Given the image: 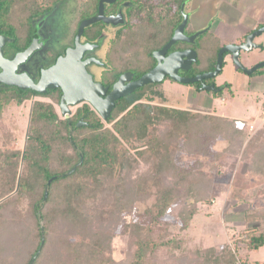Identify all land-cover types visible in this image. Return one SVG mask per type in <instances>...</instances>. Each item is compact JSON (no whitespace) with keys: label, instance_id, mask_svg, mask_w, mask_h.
I'll return each instance as SVG.
<instances>
[{"label":"trees","instance_id":"1","mask_svg":"<svg viewBox=\"0 0 264 264\" xmlns=\"http://www.w3.org/2000/svg\"><path fill=\"white\" fill-rule=\"evenodd\" d=\"M61 1L0 0V35L11 40L7 43L10 55L29 46L36 20ZM99 1L81 0L80 18L94 16ZM122 1L108 5L105 13H114ZM127 1L131 28L139 33L145 18L156 28L154 3ZM174 22L177 26L181 15ZM95 27L104 25L93 24L88 29ZM205 33L196 41L197 62L191 77L213 71L223 46L213 34ZM119 74L117 70L112 82ZM211 83L213 79L190 85L202 90V85ZM161 85L140 87L117 100L106 121L88 104L62 119L52 105L34 102L20 148L12 146L17 127L7 129V138L0 140V264H170L171 251L182 248L168 237L174 219L165 217L171 207L179 205L175 216L181 228H186L197 204L211 198V180L203 175L197 156L179 164L173 154L197 155L202 138L228 134L237 141L245 133L232 129L233 121L226 118L163 106ZM214 89L211 94L220 96L223 87ZM37 95L0 84V121L10 103L20 106ZM80 118L84 125L78 126ZM139 161L147 168L133 178ZM252 161V171L264 174L263 149L252 154ZM188 198L192 201L185 204ZM24 200L29 202V212L21 220L13 212ZM129 210L133 217L125 222ZM244 218L252 224L264 219V211L258 214L249 208ZM116 236L128 239L124 263L115 262L109 254ZM238 236L248 251L264 248L262 226L245 229ZM182 252L185 259L193 256L188 264H251L227 244L218 252L212 248Z\"/></svg>","mask_w":264,"mask_h":264},{"label":"rangeland","instance_id":"2","mask_svg":"<svg viewBox=\"0 0 264 264\" xmlns=\"http://www.w3.org/2000/svg\"><path fill=\"white\" fill-rule=\"evenodd\" d=\"M67 1L69 2V0H63L59 3L47 19L39 23L38 33L45 46L41 51L35 52L24 67L33 70L41 64L50 62L52 55L60 53L70 44L72 22L82 2L70 0L72 4L68 5ZM209 1L200 0L205 7H208ZM231 1L239 2L240 0ZM254 3L255 7L264 8L260 5L262 0H256ZM258 39L253 44L256 47L264 46V34ZM133 40L137 41L136 37ZM230 57V54H226L223 58L224 65L220 74L213 80L216 86L223 87L220 96H215L210 91L197 90L190 84L164 81L161 86L164 89L167 106L172 105L174 108L192 112H211L216 116L231 119V122L233 121L231 128L242 129L245 133L237 141L229 139L228 134L202 138V150L197 155L183 153L184 151L173 154L174 160H172L179 164L197 156L201 162L203 175L211 180V198L208 203L197 204V212L186 228H181L179 218L175 216L179 205L171 207V214L165 217L170 221L172 217L174 219L173 226L169 228L168 237L175 241L174 243H181L179 246L182 248L181 251H171L172 260L168 261L170 264H181L182 261L183 264H188L187 261L193 256L189 254L186 259L183 258L182 250L184 249L190 253H193L195 249L209 248L218 252L226 244L235 250L237 257L248 260L250 253L243 244V237L240 238L241 236L238 235L239 233L242 235L245 229L264 227V219L254 220L255 222L251 224L244 218L245 211L249 208L257 210L258 214L264 211V174L253 172L251 169L252 154L264 150V112L259 111L260 106L264 104V68L252 75H247L234 64ZM238 59L245 69H249L264 62V47L263 49L254 48L248 52L241 51ZM32 100L23 102L20 106L10 103L2 116V122L0 121V128L3 127L0 129L2 134L0 140L7 138L6 132L10 131L7 129L17 127V136L13 139L12 145L14 148L22 147L26 139L29 117L27 115H29ZM83 105L79 104L71 108L72 114ZM258 131H262L263 135L257 137ZM129 154L132 155L133 152L130 151ZM146 166L144 162L139 161L132 177L143 173ZM236 181L240 182L239 185L234 184ZM191 201L188 198L185 204H190ZM136 206L139 209V206ZM28 212L29 202L24 200L13 214L14 217L22 220ZM133 213L132 210L127 211L124 221H131ZM127 242L128 239L124 236H116L112 239L109 254L115 262L124 263ZM251 256L254 262H258L251 264H264L259 263L264 262V248L251 252Z\"/></svg>","mask_w":264,"mask_h":264},{"label":"flooded vegetation","instance_id":"3","mask_svg":"<svg viewBox=\"0 0 264 264\" xmlns=\"http://www.w3.org/2000/svg\"><path fill=\"white\" fill-rule=\"evenodd\" d=\"M142 1H144V3L146 2L154 3L151 7L152 9L156 10L157 13L156 28H153V25L148 18H145L141 22V30L139 31V33L136 32L135 30L136 28L135 29L131 28L128 25L130 24V22L125 12L127 7H130V4L127 0H123L114 13H107V14L105 13V10L108 9L107 6L111 5L112 3L110 4L105 3L102 7L104 9L103 11L104 17L118 18L117 20H115L116 24L112 25V24H105L103 22H97L95 24L102 23L104 27L103 28L95 27L92 29H88V27H86L84 28L79 38V44L87 47L83 52L82 61L91 60V63L86 65L85 69L87 73L92 76L94 83L100 84L102 88H107L106 95L110 93V91L112 90L111 87L119 80L121 76L125 77V81H126L125 84H127L128 82H134L137 79H139L141 76L149 72L151 69H153L158 63L157 59L161 60V62L163 63L165 61L164 59H169V57H171L176 53L178 54L180 52L189 51V50H193L196 53L195 46L197 39L200 36L205 35L206 34L205 32H208L210 29L209 25H205L204 27L202 26L198 29H194L195 17L196 15H199L202 12L201 10L203 5L199 4L200 0H182L181 6H179V2L181 0H142ZM69 3L70 5L72 4L70 0L68 2V5ZM80 7L81 5L79 6V8ZM98 7H99V3H98ZM79 8H77L78 11ZM78 11L76 17H74L75 20H73L72 22L73 31L72 34L70 35V39H71L70 44L66 46L62 51H60V53L56 55H52L50 62L41 64L40 66H37L35 67V69L31 70L30 68L24 66L27 64V62H29L30 58L35 52L41 51L44 48L45 46L44 41H42L38 33V26L41 21H45L47 19V17L50 15L51 12L45 15L44 17H41L39 20H36V22L34 23L33 36H31L32 40L29 44L30 46L34 42L36 47L35 51L25 62H23L17 67L16 74L18 75L25 74L34 83H37L42 71L52 67L55 64V62H57L58 58L65 56L67 50L73 49L75 47V39H76L75 35L77 34V30L80 23L84 20L91 18V17L87 19L80 18V16L78 15ZM70 12L71 13L73 12L72 9H70ZM119 12L121 14V18L118 17ZM97 14H98V9H97V13L92 17L97 16ZM179 15H181V22L177 24V26H174L175 24L174 21H177L179 19ZM184 17H186V25L182 32L184 38L189 39L197 32H201V34L198 35L192 42L177 40L173 45L170 46V48L164 53V55H160L161 50L171 40L176 29L182 23ZM259 29H264V26L257 27V29H254L251 32H249L247 35H245V38L241 43L231 44V45L234 46L242 45L243 43H245L249 35H251L253 32H256ZM135 37L137 41H134L132 39ZM252 42L254 43V41ZM17 53L10 55L8 53L7 44L3 48V55L4 58L7 60H12ZM155 55L157 58L155 57ZM225 56L223 55V58ZM169 60H170L169 61L170 65L171 64L174 65L177 62V61L174 62V59L173 60L169 59ZM196 62H197V53H196L195 61L189 63L188 69L178 70L177 75L181 78H193L189 76V74L191 73L193 65ZM150 63L153 64L151 68H149ZM117 70L120 71V74L117 80L112 82V80L114 79L115 72ZM142 71L145 72L141 73ZM166 80L174 82L173 80L170 79L169 75H166L160 83H163ZM160 83H154V84H160ZM209 85H213L214 88L218 87L214 84V82ZM43 95L44 96L38 94L37 96H32L30 100H32L33 98H35V100L34 99L32 100L31 106L33 105L34 102L37 101L44 104L52 105L53 108L55 109V112L57 113V116H59V118L62 119H68L74 114V113L72 114L71 112L70 115H66L65 113L62 112L63 108L61 107L60 104L62 93L60 89L57 88V89L47 90L46 94ZM41 98L44 100H40ZM53 98H56V101ZM82 104H86V103H82ZM31 106L29 110V115L31 112ZM68 108L71 111L72 107L69 106ZM81 120L82 119L80 118L78 123L84 125V123H81Z\"/></svg>","mask_w":264,"mask_h":264},{"label":"water","instance_id":"4","mask_svg":"<svg viewBox=\"0 0 264 264\" xmlns=\"http://www.w3.org/2000/svg\"><path fill=\"white\" fill-rule=\"evenodd\" d=\"M116 0H100L98 8V14L95 17H91L87 20H84L80 23L76 39L75 47L73 49L67 50L64 57L58 58L55 64L44 70L40 74V78L37 83H34L27 75L25 74H16L17 67L25 62L31 54L35 51L34 42L23 52L17 53L12 60H7L3 55V48L11 40L0 35V84H4L11 87H16L19 90H30L36 94H46L47 90L60 89L62 93L61 98V107L63 108L62 112L66 115H70V107L77 106L82 103L88 104L103 121H106L115 107L117 100L133 93L140 87L160 83L166 75H169L170 79L174 82L181 84H193L196 82H202L203 80L213 79L220 74L222 64H223V55L225 53H230L234 64L245 74L252 75L257 70L264 68V62H260L249 69H245L239 62V53L241 51H251L254 48H257L253 44V39L255 36H259L264 33V29H259L256 32H253L249 35L242 45H225L219 49L216 58V64L213 71L197 75L193 78H181L177 75L178 70H187L190 62L195 61L196 53L193 50L184 51L176 53L169 57V59L176 62L174 65H170L169 59H164L162 63L161 60L157 59V65L151 69L149 72L141 76L134 82H128L125 84V77L121 76L119 80L111 87L112 90L109 94L106 95L107 88H102L98 83L93 82V78L86 71V65L91 63V60L82 61V56L86 46L79 44V38L84 30V28L89 27L97 22H103L105 24H116L115 20L117 17H104L103 5L110 4ZM118 17L121 18L119 12ZM186 25V17H184L182 23L176 29L171 40L163 47L160 52V55L164 53L173 45L177 40L178 41H187L192 42L201 32H197L191 38L186 39L183 36V29ZM203 32V31H202ZM156 57V55H155ZM157 58V57H156ZM201 89L203 91H215L213 85L204 86L202 85ZM82 124L78 123V126ZM23 160V154L21 156V161ZM81 162V161H80ZM74 171V168L69 171L71 174ZM18 187V182L16 189ZM47 193L45 192L44 199L46 198Z\"/></svg>","mask_w":264,"mask_h":264},{"label":"crops","instance_id":"5","mask_svg":"<svg viewBox=\"0 0 264 264\" xmlns=\"http://www.w3.org/2000/svg\"><path fill=\"white\" fill-rule=\"evenodd\" d=\"M255 1L256 0H242V1L240 0L239 2L238 1L236 2L231 0H210L208 7L203 6L201 10L202 12L199 15H196L194 22V29H198L202 26L204 27L205 25H209L210 29L208 32L212 33L217 39H219V41L223 45L241 43L244 40L245 35H247L249 32H251L254 29H257V27L264 26V8L259 9L257 8V6L255 7V3H254ZM201 3L203 2H199V4ZM260 5H262V7L264 6V0H262V3ZM261 35L255 36L253 41L255 42L256 39L259 40L258 38ZM238 40H240V42ZM262 46L261 47L257 46V48L263 49L264 46L263 47ZM226 54H230V53H226ZM166 81L170 83V81L168 80ZM161 89L164 94L163 106L174 108V106L172 105L167 106L165 104L166 100H165L164 89L163 87H161ZM175 109H179V108L177 107ZM259 111L264 112V104L260 106ZM208 114L214 115L211 112H209ZM248 123H250V121ZM256 251H248L250 255L249 257H247V259L251 263H258L257 261L254 262V260L250 258L252 257L251 252H256ZM259 263H264V262L262 261Z\"/></svg>","mask_w":264,"mask_h":264},{"label":"built area","instance_id":"6","mask_svg":"<svg viewBox=\"0 0 264 264\" xmlns=\"http://www.w3.org/2000/svg\"><path fill=\"white\" fill-rule=\"evenodd\" d=\"M252 126V125H251ZM253 129V128H252ZM237 264H241L240 262H238Z\"/></svg>","mask_w":264,"mask_h":264}]
</instances>
